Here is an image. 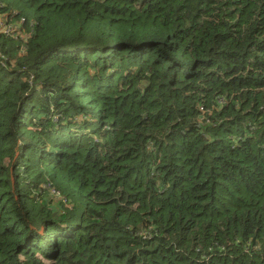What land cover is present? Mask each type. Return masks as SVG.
<instances>
[{
	"label": "trees",
	"instance_id": "trees-1",
	"mask_svg": "<svg viewBox=\"0 0 264 264\" xmlns=\"http://www.w3.org/2000/svg\"><path fill=\"white\" fill-rule=\"evenodd\" d=\"M0 22V264H264V0Z\"/></svg>",
	"mask_w": 264,
	"mask_h": 264
},
{
	"label": "rangeland",
	"instance_id": "rangeland-1",
	"mask_svg": "<svg viewBox=\"0 0 264 264\" xmlns=\"http://www.w3.org/2000/svg\"><path fill=\"white\" fill-rule=\"evenodd\" d=\"M23 23V20L21 21V24ZM16 25H18V23L15 22V19L14 20H10L8 22V24H6L5 26V33L6 34H9L12 38H14L13 40H16L20 49L23 48L24 46V43L26 42V39L28 38L26 36L25 33L21 34L20 32L19 33H16ZM0 26L3 27V24L0 22ZM7 62L6 58H5V63ZM9 64L11 65V67H14L16 66V60L14 58L12 59H9ZM43 192V200L45 201V203L49 206V205H52V206H56L57 205V202L59 201L60 197L51 189L49 191H42Z\"/></svg>",
	"mask_w": 264,
	"mask_h": 264
}]
</instances>
